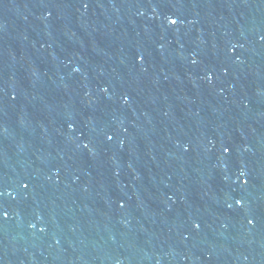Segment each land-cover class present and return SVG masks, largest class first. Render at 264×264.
I'll return each mask as SVG.
<instances>
[{
    "label": "water",
    "instance_id": "95a60500",
    "mask_svg": "<svg viewBox=\"0 0 264 264\" xmlns=\"http://www.w3.org/2000/svg\"><path fill=\"white\" fill-rule=\"evenodd\" d=\"M0 264H264V0H0Z\"/></svg>",
    "mask_w": 264,
    "mask_h": 264
},
{
    "label": "snow or ice",
    "instance_id": "6c2138e0",
    "mask_svg": "<svg viewBox=\"0 0 264 264\" xmlns=\"http://www.w3.org/2000/svg\"><path fill=\"white\" fill-rule=\"evenodd\" d=\"M172 23H175V21H171ZM237 203L239 204L240 201L238 200ZM6 215V214H5ZM249 223H251V221H249Z\"/></svg>",
    "mask_w": 264,
    "mask_h": 264
}]
</instances>
